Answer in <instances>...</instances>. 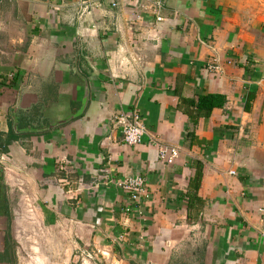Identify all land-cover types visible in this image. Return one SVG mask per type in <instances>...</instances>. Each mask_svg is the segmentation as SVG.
Masks as SVG:
<instances>
[{
  "label": "crops",
  "instance_id": "crops-1",
  "mask_svg": "<svg viewBox=\"0 0 264 264\" xmlns=\"http://www.w3.org/2000/svg\"><path fill=\"white\" fill-rule=\"evenodd\" d=\"M90 3L0 0V138L17 136L0 147V264L22 213L41 264H264V0ZM208 95L226 103L194 126L180 99ZM133 111L134 147L116 123ZM152 138L180 158L161 163ZM136 176L150 195L126 213L113 183Z\"/></svg>",
  "mask_w": 264,
  "mask_h": 264
},
{
  "label": "built area",
  "instance_id": "built-area-1",
  "mask_svg": "<svg viewBox=\"0 0 264 264\" xmlns=\"http://www.w3.org/2000/svg\"><path fill=\"white\" fill-rule=\"evenodd\" d=\"M89 2V7L91 6L90 0H85ZM144 5L141 8L147 9V6H152L156 9H162L163 0H143ZM146 5V6H145ZM115 6V5H114ZM160 20V19H158ZM209 69L211 71H217L219 68L216 67L215 63L211 64ZM116 123L122 130L123 141L128 146H138L141 145L143 138L146 135V127L142 121L141 116L138 112H126L121 113L116 117ZM150 145L155 147L158 151V159L161 163L166 165H173L180 158V151L177 148L165 146L158 142L156 139L152 138L150 140ZM232 175L235 173L232 172ZM115 187L122 190L128 195L130 202L127 205L125 212L130 213L133 210L139 208L142 200L149 198V190L147 180L143 177L136 176L124 179L122 181H115L113 183ZM33 211V208H30ZM105 257V254L101 253H89L84 255L81 264H91L100 257ZM39 264L40 261H38ZM93 264V263H92Z\"/></svg>",
  "mask_w": 264,
  "mask_h": 264
},
{
  "label": "trees",
  "instance_id": "trees-1",
  "mask_svg": "<svg viewBox=\"0 0 264 264\" xmlns=\"http://www.w3.org/2000/svg\"><path fill=\"white\" fill-rule=\"evenodd\" d=\"M226 103V98L221 95H208V96H199L196 99H180L178 109L189 117L192 125H197V123L202 118H208L211 116L214 109L224 107ZM17 136L14 132H11L9 136L3 141L0 138V147L3 152H7L8 146L16 139ZM188 139H194L193 131H188ZM202 180V166L201 164L197 165V173L195 177L190 181L189 185V194H190V209L191 204H201V199L198 197L197 193L200 188Z\"/></svg>",
  "mask_w": 264,
  "mask_h": 264
},
{
  "label": "rangeland",
  "instance_id": "rangeland-1",
  "mask_svg": "<svg viewBox=\"0 0 264 264\" xmlns=\"http://www.w3.org/2000/svg\"><path fill=\"white\" fill-rule=\"evenodd\" d=\"M33 214L34 213H31V218H33ZM22 216H19V220H20L19 222H21V224L23 225L21 228V233H18V236L16 237L14 231L15 250L17 252V254H15V262L16 264H39L38 258H40V255L42 256V248L46 246L47 237L42 231H39V234L35 232V230L41 229V225L39 224L38 221L33 219L26 221L25 219H22ZM45 248L50 249L49 247H45ZM48 249L46 250V253L47 251H51V249L50 250Z\"/></svg>",
  "mask_w": 264,
  "mask_h": 264
}]
</instances>
